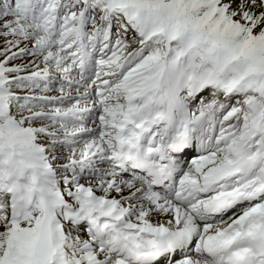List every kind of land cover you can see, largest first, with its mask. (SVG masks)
<instances>
[{"label":"snow or ice","instance_id":"obj_1","mask_svg":"<svg viewBox=\"0 0 264 264\" xmlns=\"http://www.w3.org/2000/svg\"><path fill=\"white\" fill-rule=\"evenodd\" d=\"M0 264H264V0H0Z\"/></svg>","mask_w":264,"mask_h":264}]
</instances>
